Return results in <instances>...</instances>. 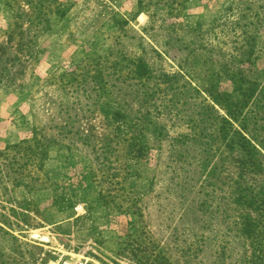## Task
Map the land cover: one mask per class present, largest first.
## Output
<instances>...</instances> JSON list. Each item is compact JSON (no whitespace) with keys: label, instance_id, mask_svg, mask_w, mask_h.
<instances>
[{"label":"rangeland","instance_id":"obj_1","mask_svg":"<svg viewBox=\"0 0 264 264\" xmlns=\"http://www.w3.org/2000/svg\"><path fill=\"white\" fill-rule=\"evenodd\" d=\"M27 1L0 0L2 58L16 53L20 30L29 29L28 37L41 49L31 56L23 52L19 65L6 67L9 72L21 69L22 73L17 88L0 83V149L31 137L35 127L49 121L59 124L67 114L73 116L79 134L91 140L87 144L75 141L73 146L67 138H60L50 147L42 169L33 168V190L9 189V181L3 183L6 190L0 186L4 196L0 202V264H249L248 239H243L245 247L241 239H234L226 258H219L222 225L215 220L194 224L188 200L179 199L175 181L169 180L166 149L151 150L141 160L140 172L128 170L126 143L117 139L101 111L107 108L106 98L95 103L89 97L78 100L75 96H85L88 85L72 93L77 81L62 83L64 72H75L79 80L88 71V59L105 56L109 46L120 40L129 54L144 55L156 73L178 71L184 75L180 83L186 80L195 86L217 71L225 58L220 54L230 52L229 40L213 23L233 0H174L170 8L159 5L156 10L155 0H141V4L139 0H39L44 7L38 19L49 18L45 31L37 23H26L33 17ZM16 13L24 22L18 29L12 24ZM122 20L127 23L120 27ZM246 69L250 78L264 79V26L257 30L254 64ZM220 88L229 90V82L221 79ZM201 94L225 115L221 106ZM62 105L68 113L60 111ZM163 122L168 123L172 136L187 130L185 123ZM214 129L215 156L207 168L221 170L225 185H220L227 191L243 192L234 157ZM107 143L114 148L106 147ZM97 148H107L113 162L97 158ZM199 156L197 150L192 171H200ZM113 166L119 172L116 177ZM192 171L188 173L193 177ZM205 173L193 179L197 187ZM218 181L213 178L214 185L208 188ZM9 194L14 200L7 201ZM232 208L230 213L238 222L240 213L248 211L242 205Z\"/></svg>","mask_w":264,"mask_h":264},{"label":"trees","instance_id":"obj_2","mask_svg":"<svg viewBox=\"0 0 264 264\" xmlns=\"http://www.w3.org/2000/svg\"><path fill=\"white\" fill-rule=\"evenodd\" d=\"M155 2L156 10L159 5L170 8L174 0ZM27 4L33 17L25 20L26 23L29 26L37 23L42 30H48L49 18L38 19L39 14L43 13L44 4L39 0H28ZM23 23L16 13L12 24L18 29ZM126 23L125 20L119 21L120 27ZM263 26L264 0H233L225 6L224 15L214 21L213 28L229 40L230 52L220 54L225 58L217 71L205 75L206 78L195 86L186 80L180 83L179 79L184 75L178 71L161 70L156 73L144 55L129 54L120 40L109 46L105 56L88 59V71L81 73L79 80L72 71L64 72L62 76L64 86L77 81L75 89H71L72 93L88 85L85 96H75L78 100L89 97L94 102L101 97L106 98L103 103L107 108L101 107V111L113 125L117 139L126 143L128 170L140 172L138 166L151 150L166 149L167 165L171 164L169 180L176 182L174 187L179 199L188 200L187 207L193 213L194 224L207 221L210 224L215 220L222 225L221 247L217 252L219 258H226L227 249L234 239H241L243 247V239H248L250 254L246 261L249 264H264V136L261 135L264 130V79L250 78L246 69L247 65L254 64L257 30ZM28 30L16 32V53L2 58L5 52L0 51V83L3 86L17 88L21 85L22 70L9 72L7 65H19V55L23 52L25 56H31L41 51L33 42V37H28ZM210 48L215 49L213 46ZM221 79L229 82V90L220 88ZM201 91L214 104L221 106L225 115H220ZM59 108L68 113L63 105ZM62 116L65 118H61L59 124L49 121L40 128L35 127L31 137L0 149L1 188L3 186L6 190L7 186L3 183L9 181V189L22 187L26 191L33 190V168L42 169L50 147L58 144L60 138H67L68 144L73 146L75 141L81 144L90 142L87 135L81 131L79 134L75 129L76 123H73L71 114ZM164 120L171 121L169 125L185 123L187 130L172 136ZM215 127L234 157L238 176L244 185L243 192L227 191L225 186H221L225 185L220 179L221 170L207 168L215 156ZM53 129H56L55 134L51 133ZM105 146L114 148L110 143ZM96 150L97 158L113 162L107 148L105 152L98 148ZM197 150L200 171L194 168L192 171ZM113 167L116 177L119 172ZM189 171H192L193 177ZM205 171L204 181L197 187L193 179L199 180ZM210 178L219 180L212 189L208 188L214 185L211 180L208 181ZM196 187L198 190H195ZM200 194H203V198ZM190 195H193L191 200ZM11 196L7 201L14 200ZM3 200L0 191V202ZM233 205L248 209L240 213V222L230 213ZM10 211L15 213L13 206ZM204 233L201 234L206 244L208 239Z\"/></svg>","mask_w":264,"mask_h":264},{"label":"built area","instance_id":"obj_3","mask_svg":"<svg viewBox=\"0 0 264 264\" xmlns=\"http://www.w3.org/2000/svg\"><path fill=\"white\" fill-rule=\"evenodd\" d=\"M57 264H89V263L86 261H77V262L62 261V262L57 263Z\"/></svg>","mask_w":264,"mask_h":264},{"label":"bare ground","instance_id":"obj_4","mask_svg":"<svg viewBox=\"0 0 264 264\" xmlns=\"http://www.w3.org/2000/svg\"><path fill=\"white\" fill-rule=\"evenodd\" d=\"M75 261L78 260V259H74Z\"/></svg>","mask_w":264,"mask_h":264}]
</instances>
